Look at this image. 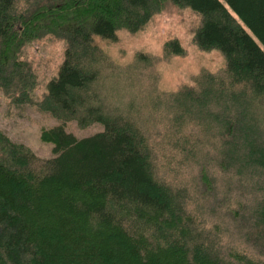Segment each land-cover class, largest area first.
<instances>
[{"label":"trees","instance_id":"trees-1","mask_svg":"<svg viewBox=\"0 0 264 264\" xmlns=\"http://www.w3.org/2000/svg\"><path fill=\"white\" fill-rule=\"evenodd\" d=\"M170 1L201 15L195 43L226 60L223 75L202 72L166 105L174 150L198 168L191 192L160 176L140 124L100 101L96 40L143 29ZM48 35L66 42L65 57L36 103V77L20 57ZM166 50L183 53L179 42ZM0 92L60 122L43 132L54 144L46 159L0 132V264H264V197L223 214L243 252L204 220L207 208L220 210L210 203L211 161L264 191V0H0ZM73 121L104 129L78 139L65 129ZM191 124L204 135L193 146L178 138Z\"/></svg>","mask_w":264,"mask_h":264},{"label":"rangeland","instance_id":"rangeland-1","mask_svg":"<svg viewBox=\"0 0 264 264\" xmlns=\"http://www.w3.org/2000/svg\"><path fill=\"white\" fill-rule=\"evenodd\" d=\"M201 24L199 13L170 1L143 29L137 32L118 30L114 41L96 40L104 55L100 101L140 124L156 150L160 176L175 187L188 186L190 192L196 182L198 168L184 154L174 150L173 146L177 144L171 122L174 113L167 111L166 105L171 94L187 85H194V79L202 72L223 75L226 69V60L220 50L203 51L195 43V34ZM175 42H179L182 54L166 50L168 44ZM65 51L66 42L50 35L30 41L22 49L20 59L29 65V72L36 77V88L31 94L34 102L44 99L49 83L58 77ZM59 124L56 118L40 111L35 105L12 104L0 92V132L12 142L25 145L38 157L46 159L54 156V144L44 141L42 135L45 130ZM65 129L82 139L102 131L104 127L95 123L80 128L73 121L67 123ZM178 138H185L193 146L203 141L204 135L200 127L191 124ZM207 146H204V153L207 152L209 158L215 157V149ZM217 161H211L209 169L216 189L210 203L220 209L216 212L220 216L207 208L204 220L208 227L220 226L223 244L243 252L240 240H236L234 231L228 226L230 220L223 214L227 210L239 209L243 204H257L258 199L264 197V191L260 194L253 192L255 182L245 179L240 182L233 177L231 169L223 171ZM193 198L194 207L195 204L205 205L196 193H193Z\"/></svg>","mask_w":264,"mask_h":264},{"label":"bare ground","instance_id":"bare-ground-1","mask_svg":"<svg viewBox=\"0 0 264 264\" xmlns=\"http://www.w3.org/2000/svg\"><path fill=\"white\" fill-rule=\"evenodd\" d=\"M251 30V29H250ZM134 132V131H133ZM168 162V161H167ZM184 166V165H183ZM177 167V166H176ZM208 215V214H207ZM167 234V233H166Z\"/></svg>","mask_w":264,"mask_h":264}]
</instances>
